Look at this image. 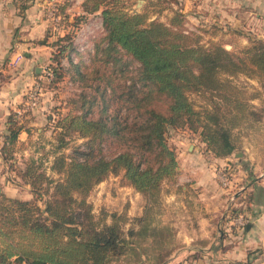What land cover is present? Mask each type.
Segmentation results:
<instances>
[{
    "label": "trees",
    "instance_id": "trees-1",
    "mask_svg": "<svg viewBox=\"0 0 264 264\" xmlns=\"http://www.w3.org/2000/svg\"><path fill=\"white\" fill-rule=\"evenodd\" d=\"M130 1H84V15L71 25L100 12L105 27L94 40L89 63L76 51L74 32L50 43L55 77L44 89L55 90L68 75L81 91L68 100L69 112L53 118L56 143L46 159L32 156L22 166L17 163L22 125L15 113L9 117L0 152L10 170L30 185L33 197L0 194V264H112L128 252L144 264L149 238L157 245L163 239L150 205L160 200L164 183L179 174L178 154L166 137L169 128L199 132L205 149L225 158L240 147L236 129L242 122L253 126L264 120V100L253 103L261 94L246 96L232 79L241 74L264 88V40H253L240 51L219 42L203 44L187 30L179 11L161 20L178 0H149L140 11L134 3L129 7ZM69 6L68 0L60 4L64 21L70 18ZM50 35L51 26L43 44ZM72 53L79 61H70L65 70L62 60ZM195 92L212 95L210 109L195 108L190 99ZM73 136L85 141L67 154ZM120 173L121 185L132 186L148 203L127 230L125 213L110 214L108 222L88 200L96 185ZM155 254L156 263L164 260L162 252Z\"/></svg>",
    "mask_w": 264,
    "mask_h": 264
},
{
    "label": "crops",
    "instance_id": "crops-1",
    "mask_svg": "<svg viewBox=\"0 0 264 264\" xmlns=\"http://www.w3.org/2000/svg\"><path fill=\"white\" fill-rule=\"evenodd\" d=\"M139 1L135 0L136 5ZM142 1L141 10L149 0ZM223 3L227 4L228 20L208 15L207 11L220 9ZM44 4L45 0H0V146L7 139L11 113L16 114L22 108L28 90L44 68L54 66L50 44L54 39L42 43L49 27ZM180 4L186 17L198 8L202 14L196 18L232 25L229 32L236 38L227 43L229 48H234L239 39L243 46L253 40H264V0H197L195 5L182 0ZM71 12L83 13L82 6L73 7ZM238 13H243L242 21ZM62 62L66 70L70 59L65 57ZM63 98L59 88H46L36 110L21 118L15 115L22 125L20 146L15 153L19 165L24 158L41 154L33 148L36 143L55 141L57 130L52 121L56 111L63 115L70 110L68 100L64 101L65 106L61 105ZM255 128L244 137L242 150L225 158L207 151L198 138L188 142L186 150L180 153L177 180L164 183L160 196L163 209L153 221V225L162 228V244L157 245L149 238L146 245L152 255L146 261L142 259L144 264H264V120ZM225 166L233 169L239 210L249 218L245 229H239L227 211L228 197L219 177ZM9 167L0 152V194L30 200L33 197L30 185ZM116 179L103 183L114 185L123 200L138 202L137 197L142 195L132 186L114 182ZM143 207L135 209L138 216L143 215ZM158 252L164 254V260L156 263L153 257Z\"/></svg>",
    "mask_w": 264,
    "mask_h": 264
},
{
    "label": "rangeland",
    "instance_id": "rangeland-1",
    "mask_svg": "<svg viewBox=\"0 0 264 264\" xmlns=\"http://www.w3.org/2000/svg\"><path fill=\"white\" fill-rule=\"evenodd\" d=\"M181 1L182 0H178L177 3L172 5V8H174V7H177V8H174L173 10L169 9L168 11L163 12L160 15L161 20L168 21L169 17L174 14L175 10L179 11L181 14H183V12L180 9L181 5H182V4H180ZM190 1L193 2V4H194V3H196L197 0H190ZM133 3H134L133 9L135 11H138L139 9L141 10L142 5L140 8H138L136 6L135 0H131L129 2V7H132ZM216 8H219V7H216ZM207 12L210 13V14L208 13V15H213V18L219 17L222 20H228V17H229L226 3H223V5H221L220 9H216V10L214 9L212 11H207ZM201 14H202L201 9L195 8V9H193V14L189 15V17H186V15H184V14L183 15L186 17V28H187V30L193 31L194 33L198 34L201 37V41L203 44L209 45L211 42H219V43L224 44V46L227 49L236 50V51H240V50H242V48L246 47L245 45L243 46V44H244L243 41L241 39H239V42H237L238 44H236L234 46V48L233 47L229 48L227 46V43L233 42V38H236L233 33L229 32V31H231L230 28L232 27V25L226 24V23L220 24L219 21L214 23V21H208L207 19L205 21H202L199 18H196L197 16H199ZM237 15L240 17V21H242V17L244 16L243 13H238ZM236 41H238V39H236ZM132 66H134L133 68H135L136 64H133ZM232 79L234 80L235 84H237L239 87H241V89H243L245 91L246 96L252 97V95H255L257 92H259L261 95L256 96V98L253 100V103L256 105L261 104V100H264V88L262 87L261 82H259L257 79L247 78L246 76L241 75V74L233 77ZM45 84H44V86H45ZM57 88H59V90L62 91V94H64V98L61 100L62 101L61 105L63 104L65 106V104H64L65 100L75 98V97H73L76 95L74 93V90H73L74 87L69 85L67 82H65V80L62 83H60ZM211 98H212V95L210 93L195 92V93L190 94V99L194 103L195 108L199 111H203L207 108H209V109L211 108V105H212L211 104V100H212ZM213 100H218V98L213 99ZM57 113L58 112L56 111V114H55L56 116L58 115ZM245 123L246 122H242V124L236 129V132L239 134L240 140H241L240 141V147L237 149L238 151L242 150L244 137L257 128V127L255 128V125L251 126L250 124H245ZM258 124H256V125H258ZM185 130L186 129L184 127H179V128L171 127V128H169V130L166 133V137H167L169 143L173 147H175V149H176V152H177L178 158H179V162H181V159H182V158L180 159V153H182L183 150H186L188 142H194V139L195 138L199 139V136H200L199 132L198 133H195V132L188 133V132H185ZM257 130H258V128H257ZM181 140H184L185 142L180 143ZM84 141H85L84 139L79 138L78 136H73L71 138L70 143H69V147L67 149H65L64 152H66L67 154L71 153L76 146L82 144ZM48 143H50V144H48ZM55 143H56V139L54 142L42 141L40 143L41 145H38L36 143V145L33 146V148H34V150L39 149V151L41 152V154L39 156L46 159L47 155L49 153H51L52 149L54 148ZM197 144L200 145L199 142H197ZM109 145L113 151L116 149L118 150L116 145H114V144L113 145L109 144ZM108 150H110V149H108ZM96 152H98V150H96ZM33 157H36V156H33ZM24 159L21 161L20 166L23 165ZM234 160H235V157H234ZM230 164H233V163H230ZM225 167L227 168L228 166H225ZM55 177L57 178L58 176L55 175ZM115 177L117 178L116 179L117 181H114V182H120V184L123 182V174L122 173H120L118 175L111 174L105 181L113 180ZM105 181H103V182H105ZM103 182H101L95 186L93 191L88 196V200L90 203L93 204L95 214L97 216L106 214L108 222L111 221L110 214H112V213H117V214L125 213L128 217V220L125 223V229L127 230L128 228L131 227V225L133 223L132 219L134 217L138 216L137 212L135 213V209L137 211L139 208L144 206L142 208L143 214H144L146 206L148 205L147 200L142 194H141L142 197H137L138 202H136L135 200L134 201L123 200L120 197V195L116 192L114 185L109 187ZM150 209L151 210L149 212L153 217V221L155 222L154 219L156 218V215L160 214L162 212V209H163V205H162L161 200H158V202H156V204H154V205L151 204ZM150 254L152 255L151 252L148 253V255H150ZM141 258L145 261L148 260L146 255H144V258L142 255ZM137 260L138 259L136 258L135 255L128 252V254L125 257H121V258L117 259L112 264H137Z\"/></svg>",
    "mask_w": 264,
    "mask_h": 264
},
{
    "label": "built area",
    "instance_id": "built-area-1",
    "mask_svg": "<svg viewBox=\"0 0 264 264\" xmlns=\"http://www.w3.org/2000/svg\"><path fill=\"white\" fill-rule=\"evenodd\" d=\"M64 1L65 0H45V17L48 20L49 26H51L50 38L56 39L58 36H64L67 32H74V44L76 51L82 55L83 60L86 63H89L91 55L95 52L94 40L105 34L102 17L100 14L96 15L97 12L90 14L86 22L80 23L78 26L74 27L71 25V22H74V18L76 16L84 15L85 12L83 11L81 14H74L71 10L77 5L82 6L83 9V3L85 0H68L70 2V6L68 8L70 18L68 21H64V17L60 13L59 7ZM68 58L74 63L79 61L77 53H72ZM61 65L65 66L63 62ZM66 65L68 68L70 66V62ZM54 77L55 73L51 65L46 66L33 86L28 90L22 108H19L16 112L17 118H21L24 114L32 112L39 107L44 92V84L52 82ZM64 80L69 85L74 87V93L81 91L79 84L72 81L70 76H63V81ZM219 177L220 184L226 190L228 197L227 211L233 217L234 224L237 225L239 229H245L248 224V218L242 210H239L240 205H238L237 201L239 193L233 182V169L228 166L227 168L221 170Z\"/></svg>",
    "mask_w": 264,
    "mask_h": 264
},
{
    "label": "water",
    "instance_id": "water-1",
    "mask_svg": "<svg viewBox=\"0 0 264 264\" xmlns=\"http://www.w3.org/2000/svg\"><path fill=\"white\" fill-rule=\"evenodd\" d=\"M139 2H140V3H139L138 5H136L138 8H140V7H141V5H142L143 1H142V0H140Z\"/></svg>",
    "mask_w": 264,
    "mask_h": 264
}]
</instances>
